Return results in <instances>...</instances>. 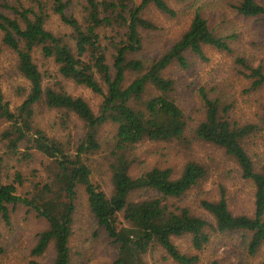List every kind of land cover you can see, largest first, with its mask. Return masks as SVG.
I'll return each mask as SVG.
<instances>
[{
    "label": "trees",
    "instance_id": "16d2710c",
    "mask_svg": "<svg viewBox=\"0 0 264 264\" xmlns=\"http://www.w3.org/2000/svg\"><path fill=\"white\" fill-rule=\"evenodd\" d=\"M173 1L176 6L169 0H0V54L6 50L13 55L14 68L25 81L16 88L21 102L12 107L0 73V123L5 124L0 129V217L10 224L11 206L23 204L45 220L33 256L53 244L52 264H72L70 242L80 185L90 214L119 244L120 264H149L142 255L151 250L163 251L175 264H221V257L207 250L219 236L229 234L240 236L243 264L263 247L264 159L256 141L264 132V62L253 64L242 55L234 60L247 80L244 92L260 96L253 112L260 121L237 120L232 105L201 87L202 114L191 130L196 138L223 148L241 179L253 187L251 214L235 213L223 187L219 198L210 195L200 201L210 218L180 205L207 175L197 161H188L177 176L171 167L130 173V151L137 144L187 140L191 117L175 96L178 81L170 69H188L190 54L207 61L208 48L226 55L235 50L238 33L225 28L227 14L221 15V22L210 14L216 2L212 8L210 0ZM152 7L170 17L186 15L188 26L167 47L148 52L147 34L158 30L144 17ZM227 7L237 17L260 22L264 35V0H229ZM66 82L99 96L97 108L70 92ZM45 112L55 113V123L48 121L51 128L76 118L81 134L65 140L48 134ZM105 125L114 128L116 156L109 193L91 181L85 162V155L101 149L99 133ZM36 152L48 160L49 173L19 195L28 178L16 170L4 181L3 170L9 160L29 161ZM184 237L190 239L188 249L176 242ZM27 264L42 263L33 258Z\"/></svg>",
    "mask_w": 264,
    "mask_h": 264
},
{
    "label": "rangeland",
    "instance_id": "374dc122",
    "mask_svg": "<svg viewBox=\"0 0 264 264\" xmlns=\"http://www.w3.org/2000/svg\"><path fill=\"white\" fill-rule=\"evenodd\" d=\"M173 6L175 2L169 0ZM213 5L216 2V8L209 9L210 14L221 22V15L227 14L225 28L238 33L237 40L233 43L234 52L226 55L215 49L208 48V60L190 54L191 64L188 69H182L178 65L170 69L171 74L178 81L175 96L180 105L185 109L191 119L189 121V131L187 140L174 142H152L144 141L137 144L130 151L129 159L133 160L130 173L134 176L152 169L153 167H171L174 175L177 176L182 171L183 166L188 161H197L207 169V175L199 186L189 191L186 197L178 201L180 205L190 206L197 214L205 217H211L201 207L202 198L213 195L219 198L221 188L225 189V195L230 208L235 213L251 214L254 210V190L251 185L241 179L237 172V165L226 153V151L207 141L198 139L191 132L201 117L200 108L202 100L198 89L205 87L211 95L221 96L229 105H232L234 117L237 120L258 122L254 111L257 106L254 101H259L260 96H255L244 92L247 80L237 70L235 65V56L242 55L250 59L253 64L264 62V41L262 24L256 20L245 19L235 16L236 14L227 7L229 0H210ZM235 0H230V4ZM145 18H149L158 26L157 32L147 34V50L159 51L167 47L171 42L178 39L188 26L186 15L177 17L166 16L155 8H149L145 11ZM216 22V20H215ZM261 27V28H259ZM259 28V29H258ZM258 29V30H257ZM262 42V43H261ZM15 59L11 53L4 50L0 54V73L3 76V87L7 98L11 100L12 107L21 102L16 88L25 81L17 74L14 68ZM42 67H44L42 65ZM67 83V89L74 94L83 95L93 108H97L100 97L93 94L90 90L77 87L71 82ZM252 106V108H251ZM234 109V110H233ZM47 133L57 135L61 139H67L72 135L77 139L82 130L79 128L80 122L73 118L66 125L55 123V113H43ZM78 125V128L76 125ZM0 123V129L4 127ZM99 142L101 149L98 152L85 155V162L91 170V181L100 187V189L109 193L112 189V164L116 160L113 154L115 151L113 145L114 128L111 125H105L99 133ZM260 139H257V149L260 158L264 159V132ZM195 137V138H194ZM3 150L0 149V153ZM48 160L41 154L35 153L34 158L23 162L9 160L6 168L3 170L2 178L5 181L6 174L13 176L16 170L20 171L28 182L19 188V195H24L31 190L32 181H45L49 173L46 167ZM35 170V171H34ZM32 175H38L36 179ZM76 208L73 213L71 237V262L72 264H120L119 244L114 243V239L108 236V233L100 228L96 219L90 214L88 208L87 195L85 187H77ZM120 220L123 218L120 216ZM47 226L43 218H40L35 211H29L28 207L20 204L15 208L11 206V223L6 224L2 216L0 217V264H27L30 259L35 258L42 264H52L55 257V249L50 244L48 249L39 256H33L32 247L37 243L38 233ZM239 234H229V236H219L214 244L207 251L214 250L216 256L221 257V264H243L241 258L246 257L243 248L240 246ZM177 244L182 249H188L190 245L189 237L176 239ZM213 255V254H212ZM166 254L161 250L149 251L142 255V261L149 264H175L171 259H165ZM244 260V259H243ZM264 260V245L256 257L248 259L244 264H255Z\"/></svg>",
    "mask_w": 264,
    "mask_h": 264
}]
</instances>
